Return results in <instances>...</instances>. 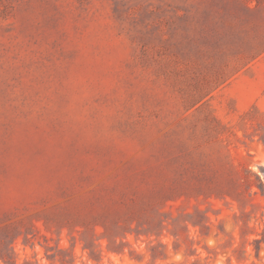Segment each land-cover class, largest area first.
Returning a JSON list of instances; mask_svg holds the SVG:
<instances>
[{
    "label": "rangeland",
    "instance_id": "obj_1",
    "mask_svg": "<svg viewBox=\"0 0 264 264\" xmlns=\"http://www.w3.org/2000/svg\"><path fill=\"white\" fill-rule=\"evenodd\" d=\"M0 264H264V0H0Z\"/></svg>",
    "mask_w": 264,
    "mask_h": 264
}]
</instances>
